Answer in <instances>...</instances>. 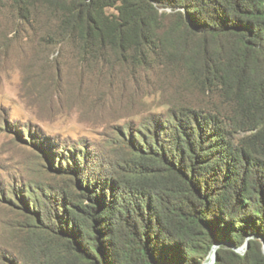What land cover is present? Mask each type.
<instances>
[{
	"label": "trees",
	"instance_id": "obj_1",
	"mask_svg": "<svg viewBox=\"0 0 264 264\" xmlns=\"http://www.w3.org/2000/svg\"><path fill=\"white\" fill-rule=\"evenodd\" d=\"M13 43L108 83L137 70L169 109L99 179L78 151L15 187L2 264H203L216 243L213 264H264V0H0V54Z\"/></svg>",
	"mask_w": 264,
	"mask_h": 264
},
{
	"label": "rangeland",
	"instance_id": "obj_2",
	"mask_svg": "<svg viewBox=\"0 0 264 264\" xmlns=\"http://www.w3.org/2000/svg\"><path fill=\"white\" fill-rule=\"evenodd\" d=\"M46 54L34 59L24 43H13L0 54V264L13 257L11 232L24 216L12 194L15 187L52 183L54 165L67 166L64 157L78 151L90 159L83 178L99 179L111 144L169 109L155 79L143 84L137 70L117 68L116 82L108 83L85 69L80 73L75 65L63 67L53 50ZM216 260L208 256L203 264Z\"/></svg>",
	"mask_w": 264,
	"mask_h": 264
},
{
	"label": "water",
	"instance_id": "obj_3",
	"mask_svg": "<svg viewBox=\"0 0 264 264\" xmlns=\"http://www.w3.org/2000/svg\"><path fill=\"white\" fill-rule=\"evenodd\" d=\"M219 243H216V244H214V247H213V249H212V251H211V253H212V256H215L216 258H217V248L219 247ZM246 247L248 246V243H246V245H245ZM238 251H244V248H239V249H237Z\"/></svg>",
	"mask_w": 264,
	"mask_h": 264
},
{
	"label": "bare ground",
	"instance_id": "obj_4",
	"mask_svg": "<svg viewBox=\"0 0 264 264\" xmlns=\"http://www.w3.org/2000/svg\"><path fill=\"white\" fill-rule=\"evenodd\" d=\"M211 255V256H210ZM209 258L212 257V253L210 252ZM214 257V256H213Z\"/></svg>",
	"mask_w": 264,
	"mask_h": 264
}]
</instances>
